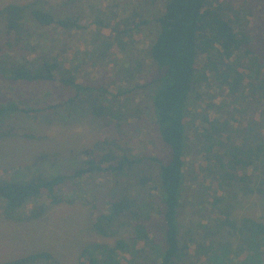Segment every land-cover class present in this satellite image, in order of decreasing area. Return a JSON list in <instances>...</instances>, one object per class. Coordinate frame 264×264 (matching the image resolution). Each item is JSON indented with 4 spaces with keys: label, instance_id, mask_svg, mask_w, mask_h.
I'll list each match as a JSON object with an SVG mask.
<instances>
[{
    "label": "trees",
    "instance_id": "obj_1",
    "mask_svg": "<svg viewBox=\"0 0 264 264\" xmlns=\"http://www.w3.org/2000/svg\"><path fill=\"white\" fill-rule=\"evenodd\" d=\"M254 5L260 8L256 31L249 27ZM254 5L248 0H165L153 16L159 28L154 41L146 49L145 58L153 73L151 79L156 82L150 95L151 120L167 153L164 158L137 156L127 145L124 146L128 137V132L124 130L128 106L123 104L126 101L121 97V91L112 94L119 104L117 110H113L112 104L103 99L97 104L92 103L91 97L84 96L81 92L85 86L74 81L72 68L59 60L57 55L38 57L35 66L18 62L24 56V51L21 52L24 45L26 49V44H21L22 38L30 34L33 27L42 26L75 34L84 29L86 34L88 24L80 22V14L60 16L54 9L43 6L40 0L11 2L1 7L0 22L3 27L0 33L3 34V42L0 51L3 58L0 59V78L9 84L56 81L67 91L65 101L86 103L94 116H107L110 120L102 126L96 141L79 152L83 157L79 166L49 175L37 172L26 179L0 177V214L16 222L39 219L51 204L73 203L74 198L64 196V190L71 188L69 190L75 192L83 189L82 179L99 173L114 178L127 176L136 169V163L147 159L154 161L157 170L152 189L157 190L160 196L159 217L142 209L130 194H114L107 198L108 209L96 212L92 227L99 235H114V226L122 222L124 213H127L135 230L133 244L143 250L146 244L155 245L159 264H264V222L247 213L233 215L236 206L230 201L225 202L224 194L212 195L211 201L204 200L202 195L207 193L209 185L203 182L205 177L201 172L199 175L195 172L198 176L196 180L190 177L196 181L192 186L196 192L190 197L191 203L194 202L201 211L205 209L204 204H210L218 212H209L205 220L203 215L200 221L193 220L192 226L183 234L179 221L184 206L185 157L188 153L202 154L200 157L206 159L207 153L214 148L213 158H217L220 167L215 168L217 173L210 181L221 189L239 178L244 184L241 198L242 195L256 193L264 203V0H254ZM127 15L125 24L121 26L120 20L114 21L110 27L111 35L103 37L98 47L102 57L111 54L109 59H112L114 50L110 48L114 42H120L119 49L126 54L134 48L136 39L133 35L148 19L138 14L136 8ZM95 21L102 24L99 17ZM96 38L91 35L89 40L94 43ZM126 42H129L128 45ZM134 63L140 65V60L135 59ZM138 68L140 70V66ZM211 79L238 95L239 101L233 103L234 108L244 114L242 117L234 113L230 115V119L237 123L232 124L234 127L230 125L231 129L227 119L220 124L221 127L228 126L229 133L218 127V119L212 118L210 122L208 113L204 112L201 114L204 122L199 125L201 129L192 137L187 134L194 112L190 106L191 94L202 95L204 86L209 85ZM9 101L0 102V125L17 111L26 115L40 114L33 108ZM206 122L210 123L207 125ZM113 127L119 130V135H114ZM7 135H13V132L1 128L0 138ZM59 153L41 152L35 155L32 164L55 162ZM225 155L228 158L223 160ZM249 166H252L253 173L243 175L242 169ZM14 168L0 167V176ZM138 180L144 185L150 179L143 173ZM44 198L47 201H41ZM127 246L122 238L111 246L106 243L92 244L87 250L83 249L86 257L82 256L78 264H124L120 255ZM43 260L61 264L48 251L28 253L0 264H37Z\"/></svg>",
    "mask_w": 264,
    "mask_h": 264
},
{
    "label": "rangeland",
    "instance_id": "obj_2",
    "mask_svg": "<svg viewBox=\"0 0 264 264\" xmlns=\"http://www.w3.org/2000/svg\"><path fill=\"white\" fill-rule=\"evenodd\" d=\"M29 1L32 0H0V8L11 2L26 3ZM40 1L43 6L54 9L60 16L80 14L82 16L80 22L88 24V27H85L86 34L83 33L84 29L74 31L75 34L58 29H45L42 26L33 27L30 34H25L22 38L21 44H26V49L24 45L21 50V52L24 51V56L20 57L18 62H26L28 66H35L38 57L50 58L57 55L59 60L72 68L74 81L85 86V90L81 92L84 96L91 97L92 103L97 104L100 99H103L110 105L112 104L113 110H117L119 104L115 102L117 99L112 98V94L121 91L120 95L126 101V104L125 102L123 104L125 107L128 106L126 108L128 123L126 122L124 128L128 132V137L125 138V145H123H127L137 156L159 158L167 156L158 137L157 128L151 120L150 95L156 82L151 79L153 73L145 58L146 49L154 41L159 28L153 16L158 13L165 0H155L154 3L148 0ZM248 1L249 4L254 5V0ZM133 8H136L143 18L148 19L147 23L141 25L140 31L133 35V39H136L134 48H132L134 55L131 49L126 54L124 50L119 49L120 42H114L110 48L114 50L112 59H109L111 54L102 57L98 53V47L103 37L111 35L110 27L114 25V21L120 20L121 26L125 24L124 20ZM252 11V22L249 27L256 31L255 25L260 19L259 6L254 5ZM98 17L102 20V24L95 21ZM103 23L108 24L103 27ZM2 27L0 22V30ZM91 35L97 37L94 43L89 40ZM2 40L3 34L0 33V48ZM126 43L128 45L129 42ZM1 58H3L2 51H0ZM4 59L7 60L6 57ZM135 59L140 60V65L134 63ZM66 93L64 87L56 81L9 84L0 78V102L5 103L10 100L19 106L33 108L40 113L34 116V114L26 115L22 111H17L0 125V129L13 132V135L0 138V167L15 166L14 169L1 175L2 179L13 177L26 179L37 172L49 175L70 170L81 164L83 157L79 152L96 141L100 129L110 118L94 116L86 103L71 104L65 101ZM82 94H80L81 98H83ZM238 101L237 94L231 93L227 86L211 79L210 84L204 86L202 95L197 97L195 93L191 94L190 106L194 108V112L191 117L192 121L187 126V134L192 137L196 136V131L201 129L200 123L204 122L203 115H201L204 112L208 113L210 122L212 118L218 119V127L229 132L231 126L237 125L230 119V115L234 113L235 116L242 117L244 114L238 110L235 111L233 103ZM206 118L208 119L207 116ZM226 119L229 121L230 129L226 125L223 127L220 125ZM209 123L206 122L207 125ZM114 129L115 127L111 129L114 135H119V130ZM221 138L224 139V136ZM235 141L238 142L236 139ZM55 151L60 152L55 162L44 161L36 165L32 164L35 155ZM201 155L188 153L185 157L184 206L179 216L181 234L192 226L193 220L200 221L201 215L205 220L209 217V212L213 210L218 212V209L210 204H204L205 209L201 211L193 204L194 202L191 203L190 197L196 192L195 187H192L196 184L193 180L198 177L195 172L198 175L201 172L205 177L203 182L209 185L207 193L202 195L204 200L212 199V195L224 194L225 202L230 201L236 206L233 215L239 216L247 213L264 222L263 201L256 193L242 195L241 198V187L244 185L241 179L237 177L238 179L231 181L229 186L221 189L210 181L211 177L217 173L215 168L220 167L217 158H213L215 149L212 148L207 153L208 158L206 159L200 157ZM227 158L228 155L223 156V160ZM135 166L134 171L123 177L114 178L106 173H99L82 179L83 189L75 192L70 191L71 188L64 190V196L74 198L73 203L51 204L39 219L16 222L0 214V263L28 253L48 251L61 264H78L85 255L83 249L87 250L95 243H106L111 246L116 240L122 238L128 244L126 250L120 255L124 264H159L160 260L155 256L158 252L155 245L146 244L143 250V248H136L137 245L133 244L135 230L131 221L128 220L127 213H124L122 222L114 226L113 229L116 230L114 235L104 237L92 227L96 212L108 209L107 198L122 192L135 198L141 204L142 209L149 210L156 218L159 217L157 208L160 205V196L157 190L152 189L153 182L157 178L155 163L145 159L136 163ZM200 166H202L201 170ZM143 173H146L150 179L144 185L138 180ZM242 173L243 175L252 174V166L242 169ZM237 197L239 199L236 201ZM41 201H47V199L44 198ZM90 204H94L95 207ZM195 210H198L196 214ZM97 252L95 249L94 253L97 254ZM189 258L193 259V256ZM37 264L51 263L43 260Z\"/></svg>",
    "mask_w": 264,
    "mask_h": 264
}]
</instances>
